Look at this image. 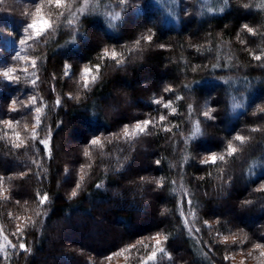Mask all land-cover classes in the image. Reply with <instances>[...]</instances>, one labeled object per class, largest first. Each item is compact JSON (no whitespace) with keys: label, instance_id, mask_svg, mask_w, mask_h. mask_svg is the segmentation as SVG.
<instances>
[{"label":"trees","instance_id":"trees-1","mask_svg":"<svg viewBox=\"0 0 264 264\" xmlns=\"http://www.w3.org/2000/svg\"><path fill=\"white\" fill-rule=\"evenodd\" d=\"M134 1L136 13L119 0H65L67 9L47 0H0V70L9 66L19 78L10 83L0 74V228L16 246L7 251L8 260L0 253V264H59L60 257L65 264H103L121 250L128 255L125 264H140L157 234L170 264H237L224 259L233 245L222 240L238 221L244 234L264 245V58H254L264 57V0ZM37 4L56 26L26 45L22 63L6 56L2 46L17 41ZM115 13L119 19L111 20ZM132 21L141 24L134 27ZM148 35L151 42L143 39ZM104 49H115L124 63L102 59ZM65 65L71 66V77H65ZM86 65H100L99 78L88 89L75 82ZM120 92L136 99L132 112L110 113V104L125 98ZM33 97L36 104L25 107ZM13 101L16 111H10ZM35 107L42 109L38 139L51 134L49 153L30 139ZM145 119L153 121L146 134L123 139L125 126ZM8 120L25 141L20 148L12 146V130L3 123ZM197 123L202 135L188 139ZM78 129L81 147L67 162L62 149ZM97 137L103 148L90 145ZM229 142L237 148L231 157ZM140 154L149 156L145 169L137 165ZM212 154L225 160L202 163ZM45 193L49 199L40 205ZM184 205L193 213L191 230L181 214ZM227 207L254 225L228 218ZM150 209L158 219L153 227L142 224ZM75 212H82L81 218ZM21 216L31 218L22 233L30 251L21 252V236L13 235ZM82 217L107 219L120 231L103 249L56 240L59 223Z\"/></svg>","mask_w":264,"mask_h":264},{"label":"rangeland","instance_id":"rangeland-1","mask_svg":"<svg viewBox=\"0 0 264 264\" xmlns=\"http://www.w3.org/2000/svg\"><path fill=\"white\" fill-rule=\"evenodd\" d=\"M204 2L209 3V0H204ZM125 5L127 7L132 6L134 13L139 11V5H138L137 1L135 2L134 0H125ZM177 5H178V3H177ZM187 5L188 4H186L184 2L183 6L185 8H187ZM28 7H29V5H28ZM29 10L30 11L28 12V17H27L28 22L31 21V19H32L31 13L34 12L35 9L31 8ZM212 11L214 12V10H212ZM26 24L24 25L25 27H26ZM140 24H141L140 22H138V23L133 22V21L131 22V25L134 27H136ZM29 34L30 33H25L23 30L16 42H14L13 40L12 41L8 40L7 44L4 43L2 46V49L4 50V52H6V56H8L9 58L14 59V60H16L17 58L18 59L20 58V60L23 59V61H21V62L24 63V60H25L24 59V54H25L24 51L27 48L26 45L28 46L32 39L25 40L24 44H21L20 40L25 39V36L29 35ZM4 52H2V53H4ZM19 53H21V54H19ZM8 60L10 61V59H8ZM6 61H7V59H5L2 62V64L3 65L6 64ZM3 65H2V67H3ZM86 66L91 67L93 69V73H92L93 75H98V73L95 69V66H90V65H86ZM8 67L9 66H7L6 68L3 67V69H1L2 71L0 70V74H2L5 70H7ZM84 67H82V69ZM82 69L78 73L77 77H75L76 81H75V79H71V81H75V82L81 81ZM64 72H65V70H64ZM71 76L72 75L70 74L69 77H71ZM118 93L119 92H117V94ZM121 94L124 95L125 98L123 99V101H119V102L117 101L118 106H116V105L112 106L113 104H110V113L114 114L117 112L118 109H119L118 112H120V110L122 111V110H126V109H130L131 110L130 112L133 111V107H134L133 105L136 102V99L130 98L129 95L126 94L125 92H120V95ZM115 101H113V103H115ZM135 124H137V123H134V124H131L130 126H128L129 130H131L135 126ZM122 132H123V130H122ZM81 137L82 136L80 135V130L78 129V131H75L72 136H70L69 138H66L65 144H64L63 149H62V152H63L62 156L65 158L64 160L73 158L69 154H71V155L75 154L76 148H78L80 145L79 141H80V139H82ZM44 139H49V136L47 135ZM92 139H95V138H91V140ZM80 147H81V145H80ZM148 158H149V156H147L146 154L138 155V157L136 158L137 165L139 164L141 168L143 167L142 169H145L146 167L149 166ZM67 162H69V161L67 160ZM67 168L71 171V166L67 167ZM68 169H67V171H68ZM69 176L72 177L71 172H70ZM70 179H72V178H70ZM130 207L132 209H134V204H132ZM149 208H148V210H149ZM180 208H181V214L184 218V221H187V223H185V225L189 230H191L192 228L195 227V223L193 222V217H192L193 213L191 212V210L188 207H186V205H184L183 207H180ZM151 210L152 209H150V211L148 212L149 215L147 217V220L142 223L148 227H153L155 225L156 221L158 220L157 215H156V217L155 216L153 217L151 215L152 214ZM226 210L227 211H224V214H225V216H228V218L229 217L231 218V216H232V218H235L236 220H240L244 223L246 222V224H248L250 226L254 223L250 218L247 219L246 217H243V216L238 218L237 212L233 211L230 207H227ZM75 216L77 219L81 218L82 212H75L74 217ZM98 218H99V220L94 221L92 219L88 220V219H85L84 217H82V219L77 220L74 223H69V224L67 223V221H62L61 223L58 224V227H56L55 238H56V240H59L60 242L63 241L65 243L75 242L76 244H82V245H86V246H91L92 244L95 246L96 244H99L98 247L101 249L109 247V245H111L113 243L114 236L116 234H118V232L120 231L119 226L115 225L114 223L109 222L107 219H104L101 217H98ZM136 219H137V221L140 220L137 217H136ZM238 222H237V224H234V226H232L233 227V230H232L233 233L230 236H228V240L226 242V243H231L233 245L230 248L231 251L228 252V255H229L228 257L232 258V260H234V263H237V264H241V261H243V264H260V261L264 260V257L259 256V250L255 249L254 245H256V244L263 245V244L260 242H256V241L253 242L251 240V238H252L251 236L248 237L246 234L243 233L244 231L238 225ZM21 223H22V221L19 220V222L16 223V227L19 226ZM206 224H209V223H206ZM135 225L137 226V222L135 223ZM0 232H2L1 228H0ZM261 232L262 231L259 230V231L254 232V233L256 235H258V237H259ZM2 234L5 235L4 232H2ZM234 235L237 238L236 243H233V241H232V237ZM155 237L156 236H154L152 238L153 246L155 244V239H154ZM159 237H161V236H159ZM245 237H247V239H245ZM161 240H163V239L161 238ZM240 241H243V243H240ZM245 243H247V244H245ZM153 246H152L151 251L146 255V257H144L141 260V262L145 261L147 259V256L154 250ZM160 247L165 248L163 243L160 245ZM165 250H166V255H159L158 254L157 260L167 261L170 264L171 263V259L169 256L170 254L167 252L166 248H165ZM249 253H251V255H249ZM64 259H65L64 257H60V259L58 260L59 264L67 263L66 260L64 261ZM66 259H70V258L67 257ZM127 260H128V255H126V252L124 250H121V251L117 252L116 254H114L113 256H111L110 259L106 260V262H104L103 264H125V261H127Z\"/></svg>","mask_w":264,"mask_h":264},{"label":"snow or ice","instance_id":"snow-or-ice-1","mask_svg":"<svg viewBox=\"0 0 264 264\" xmlns=\"http://www.w3.org/2000/svg\"><path fill=\"white\" fill-rule=\"evenodd\" d=\"M119 3L121 5H123L125 3V0H119ZM47 4L51 5V6H54L56 9H61L62 7L67 9V8L71 7V5H68V4L65 3V0H47ZM59 15H61V16L64 15V12H60ZM31 16H32L31 21L28 22L26 24V27L24 28V32L25 33H30V34L26 35L25 39L20 40L21 44H24L25 40H27V39H34L35 40V39L40 38L43 34H45L50 29H53L56 26L55 22L50 18L51 17V13H48L47 16L44 13L42 4H37L36 5L35 11L31 13ZM119 17H120V14L119 13H115L111 17V20H117V19H119ZM110 23H111V21H110ZM69 24H71V21H69ZM245 28H246L247 32L253 33V29L251 27H248L247 25H245ZM143 39L145 41L151 42L152 39H153V36L152 35L144 36ZM72 43H75V36L73 37ZM136 43H137V46H138L139 45V41H137ZM101 58L102 59L103 58H109L111 60H114L117 66H120L121 64L124 63V61L121 58L120 54L117 53L115 51V49H113L111 51H109L108 49H104ZM254 58L257 59V60H260V59H262L264 57H262L260 55H257ZM32 66L33 67L36 66V61L35 60L32 61ZM70 67H71L70 65H65V77H68L71 74ZM99 68H100V65H96L95 66V69H96L97 73L99 72ZM15 71H16V69L8 68L7 70H5L2 73V75L10 83H12V82L18 83L19 82V78L17 76L12 75V73L15 72ZM24 71L27 72V69H24ZM92 73H93V69L91 67L85 66L82 69V71H81V81L80 82L82 83V86H83L84 89H88L99 78L98 75H93ZM32 83L35 84L36 81L33 80ZM170 91H172V90L171 89H165V92H170ZM176 99L179 100L180 97L177 96ZM61 102L62 101L60 99H57L55 103H56L57 106H59L61 104ZM156 103L160 104L161 101H156ZM15 104H16V102L13 101V106L10 109V111H16L17 110L16 107H15ZM35 104H36V97H33L29 101V104L25 105V107H31V106H33ZM171 104H172V102L169 101L168 103H164L163 107L165 109H167V108L171 107ZM205 107H207V103L205 104ZM238 107H241V105L240 104H235V103L233 104V108H238ZM189 109H191V105L189 106ZM34 111H35V123L33 124V128H32L30 139L32 141H38V143L43 146L44 152L45 153H49L50 152V148H49L50 140L49 139H38V135H37V130L41 126L42 109L40 107H35ZM172 111L175 112L176 109L173 108ZM93 115L95 116V113H93ZM203 116L206 119L207 118H211L209 111H205L203 113ZM159 119H160L161 122H164L167 119V117L164 116V115H161ZM3 123L7 126L8 129L12 130V134H11L12 140H13V145L12 146L15 147V148H20L21 146H23L25 144V141L23 139H21V133L19 131H16L13 128V122L11 120H8V121H3ZM152 123H153L152 120L145 119L142 122H138L137 124H135V126L131 130H129V128L127 126H125L124 129H123V139L131 140V139H133V138H135V137H137V136H139L141 134H146L150 124H152ZM25 130H27V126H25ZM164 131H171V129L165 128ZM253 131H256V129H253ZM5 135L7 136L8 134L5 133ZM50 135L51 134L49 133V136ZM200 135H202V131H201V128L199 126V123H197L196 125H194V130L192 132V135H191V137H188V139H193L194 137L200 136ZM235 140L239 141L241 144H243V143H245L246 138L244 136H241V135H236L235 136ZM17 141H18V143H17ZM109 142H111V141H109ZM90 145L92 147L103 148V143H102L100 138L92 139L90 141ZM236 152H237V148L233 146L232 142H229L227 144V148H226V155L228 157H231ZM84 155H85V157L90 155L88 149H85ZM218 160L219 161H224L225 160V156L224 155L217 156L216 154H212V155H210L208 157L207 160L202 161V163H204V164H216ZM159 163H160V161H157V164H159ZM82 181H83V177H81V183H82ZM102 186L103 185H97V187H102ZM79 187H80V183L77 184V188H79ZM0 195H3L2 191H0ZM71 195H72V197H75L77 195V192L73 191ZM6 198L7 197H5V199ZM48 199H49V197H48L47 193L43 194L42 196L39 197V204L40 205H44ZM9 215H11V214H9ZM17 219H21L24 222L21 225L17 226L16 232L13 233V235L14 236H21V240H20V242L18 244V247H19L21 252L30 251V249L27 247L26 243L23 241L22 233L24 232L25 228L30 226L29 222L31 221V218L30 217H28V218L17 217ZM185 223H187V221H185ZM197 231H199V230L197 229ZM154 239H155V244L153 246L154 250L147 256V259L145 261L141 262V264H154V262L157 260L158 254L159 255H166L165 248L164 247H160V245L164 241L161 240V238L159 237V234H157V236ZM166 239H167V237L164 238V240H166ZM245 239H247V237H245ZM227 240H228V237H224L222 242L226 243ZM236 240H237V238L234 235L232 237L233 243H236ZM240 243H243V241H240ZM15 247L16 246L12 245L11 241L8 240V237L3 235L2 232H0V253H4L3 258L5 260L9 259L8 255H7V251L9 249H11L12 251H15ZM130 247H135V246H130ZM254 248L259 250V256L260 257H264V245L256 244V245H254ZM249 255H251V253H249ZM108 259H110V257ZM224 259L228 260L229 257L225 256ZM241 264H243V261H241ZM260 264H264V260H261Z\"/></svg>","mask_w":264,"mask_h":264},{"label":"bare ground","instance_id":"bare-ground-1","mask_svg":"<svg viewBox=\"0 0 264 264\" xmlns=\"http://www.w3.org/2000/svg\"><path fill=\"white\" fill-rule=\"evenodd\" d=\"M148 152V151H147Z\"/></svg>","mask_w":264,"mask_h":264}]
</instances>
